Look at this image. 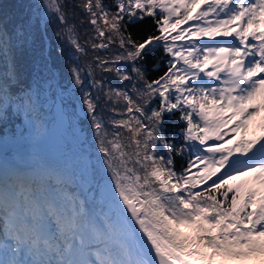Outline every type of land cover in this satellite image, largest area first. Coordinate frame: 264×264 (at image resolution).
I'll return each mask as SVG.
<instances>
[{
  "label": "snow or ice",
  "instance_id": "snow-or-ice-1",
  "mask_svg": "<svg viewBox=\"0 0 264 264\" xmlns=\"http://www.w3.org/2000/svg\"><path fill=\"white\" fill-rule=\"evenodd\" d=\"M14 9L0 0V131L21 115L24 126L0 143L46 130L41 101L64 55L52 29L76 53L86 49L70 19L87 26L93 50H118L95 56L87 78L67 69L95 156L83 147L62 168L0 163V264H264V0H17ZM88 78L113 105L110 129Z\"/></svg>",
  "mask_w": 264,
  "mask_h": 264
},
{
  "label": "trees",
  "instance_id": "trees-1",
  "mask_svg": "<svg viewBox=\"0 0 264 264\" xmlns=\"http://www.w3.org/2000/svg\"><path fill=\"white\" fill-rule=\"evenodd\" d=\"M17 0H2V4L4 6V10L8 12L14 11V5L16 4ZM70 24H73L76 27V35L79 38L80 43L82 46L85 47L86 52L76 53L74 48L71 46L67 36L64 39H58L55 36V31L57 29H52L51 32V39L50 44L53 47H60L64 51V55L59 56L56 60L55 64L53 65L55 70V80L52 81V88L48 91L47 96L42 98L41 101V112L40 118L43 121L44 125L46 126L47 132L50 129L52 124L53 118L55 116L56 111L60 109V104L56 102V95L60 97L64 108H65V117L67 120V127L66 132L68 134V138L71 140L75 146L78 147V150L74 153L69 151L68 154L65 155V158L60 163L59 168H62L66 163L72 162L75 163L78 159V156L81 153V149L86 147L88 152L95 156L96 152V144H95V136L91 129V120L87 116L86 110L83 108L82 105V93L79 89L75 88L70 83V77L68 75L67 69L70 65H76L80 68H83L84 71L82 72L83 77H88V65L94 64V57L95 56H112L117 54L118 45H110L109 50H93L90 47V44L86 43L87 41V26H80L75 21L70 19ZM94 35V33L92 34ZM99 42V41H97ZM161 56L164 54L160 53ZM166 57L164 60L161 61L160 69L156 72L149 73V79L155 78L158 75H161L163 71L166 70ZM150 67V65H149ZM99 71L94 73L93 78L100 77ZM92 78L86 79L85 87L87 91H90L92 94L93 99L95 100L96 97L99 95L100 99L98 101V110L97 115L105 122V127L110 129V125L108 124V119L114 116V113L109 111L110 108L113 107L107 99L103 96L102 93L98 92L96 88L92 87L91 83ZM115 86L117 81L116 79L109 78L106 82ZM130 87V86H129ZM158 101H153L152 106L155 107ZM118 110H123L124 103L120 102L116 105ZM119 118V117H116ZM23 120L24 117L21 115L19 120L17 121L16 125H9L7 129L0 131V135H3V132L9 133V139H11V133L16 130L17 127L23 128ZM168 127H172V121H169ZM86 141V144L83 143ZM71 147V146H70Z\"/></svg>",
  "mask_w": 264,
  "mask_h": 264
},
{
  "label": "rangeland",
  "instance_id": "rangeland-1",
  "mask_svg": "<svg viewBox=\"0 0 264 264\" xmlns=\"http://www.w3.org/2000/svg\"><path fill=\"white\" fill-rule=\"evenodd\" d=\"M57 116H60L61 126L63 128V132L61 133L60 136L61 145L57 148L53 146V149H51L50 146L45 145V138L48 134L46 129L43 135H41L34 142H31L33 143L32 147H29V152H33V151L38 152L41 153V155H43L44 157L51 156L53 160L51 167L53 168H59L60 163L65 158V155L69 153V151L71 153H74L75 151L78 150V147L75 146V144H73L71 140L68 138V134L66 132L67 120L65 114L61 113V115H57ZM35 162L36 160L21 162L22 164H17L16 166L19 167L21 170H28L35 166Z\"/></svg>",
  "mask_w": 264,
  "mask_h": 264
},
{
  "label": "bare ground",
  "instance_id": "bare-ground-1",
  "mask_svg": "<svg viewBox=\"0 0 264 264\" xmlns=\"http://www.w3.org/2000/svg\"><path fill=\"white\" fill-rule=\"evenodd\" d=\"M62 132L63 128L61 126V118L60 116H56L54 119L53 128H51L50 132L45 138V145L50 146L51 149H53V146L56 148L59 147L61 145L60 136ZM6 143L7 142L0 144ZM20 143L24 144V154H16L12 150L7 152H1L0 150V163H3L4 165L15 164L16 166L17 164H22L21 162L38 160L51 167V164L53 162L51 156L44 157L43 155H41V153L34 151L29 152V147H32L33 145V143L29 141H22Z\"/></svg>",
  "mask_w": 264,
  "mask_h": 264
},
{
  "label": "water",
  "instance_id": "water-1",
  "mask_svg": "<svg viewBox=\"0 0 264 264\" xmlns=\"http://www.w3.org/2000/svg\"><path fill=\"white\" fill-rule=\"evenodd\" d=\"M56 101L60 103L61 110L60 113H63L65 111L64 105L58 95H56ZM58 114V112H57ZM53 128V125H52ZM0 150L1 152H7L12 150L16 154H23L24 153V144L22 143H16V144H11V143H6V144H0Z\"/></svg>",
  "mask_w": 264,
  "mask_h": 264
}]
</instances>
